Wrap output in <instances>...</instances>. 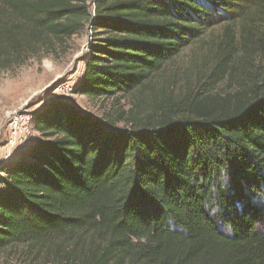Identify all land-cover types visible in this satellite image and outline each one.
<instances>
[{
    "label": "trees",
    "instance_id": "1",
    "mask_svg": "<svg viewBox=\"0 0 264 264\" xmlns=\"http://www.w3.org/2000/svg\"><path fill=\"white\" fill-rule=\"evenodd\" d=\"M92 2L93 13L88 0H0V70L87 22L75 92L131 99L103 120L62 99L33 113L39 137L0 164V251L26 245L58 264H264V0ZM215 24L207 81L155 90Z\"/></svg>",
    "mask_w": 264,
    "mask_h": 264
},
{
    "label": "rangeland",
    "instance_id": "2",
    "mask_svg": "<svg viewBox=\"0 0 264 264\" xmlns=\"http://www.w3.org/2000/svg\"><path fill=\"white\" fill-rule=\"evenodd\" d=\"M88 5L93 13L92 0H88ZM222 27L223 24L212 25L202 38L167 63L155 78L154 89L158 90L162 86L171 87L174 91L183 89L186 78L191 82L197 77L207 81L206 75L213 65V55L207 52L208 48L204 43L206 40L216 39ZM258 28L264 30L263 25H258ZM91 35L90 25L86 22L80 31L57 42L53 48H45L19 65L0 70V164L18 151H8L6 148V122L13 111L33 114L52 99H62L90 116L103 120L114 116L119 109L126 111L130 108L131 99H122L119 104H114L111 99H92L75 92V85L83 73L84 58L89 50ZM61 84L72 86L69 95L53 93V88ZM118 124L122 126L123 122ZM33 137L38 138L39 132H34ZM52 255L26 245L10 246L0 251V264H58Z\"/></svg>",
    "mask_w": 264,
    "mask_h": 264
},
{
    "label": "built area",
    "instance_id": "3",
    "mask_svg": "<svg viewBox=\"0 0 264 264\" xmlns=\"http://www.w3.org/2000/svg\"><path fill=\"white\" fill-rule=\"evenodd\" d=\"M72 91L70 84H61L53 88L55 95H69ZM6 148L8 151L16 150L28 145L33 137V114L26 111H13L9 114L7 122ZM8 158V157H6Z\"/></svg>",
    "mask_w": 264,
    "mask_h": 264
}]
</instances>
